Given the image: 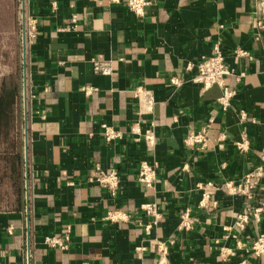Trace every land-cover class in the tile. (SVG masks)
<instances>
[{
	"label": "crops",
	"instance_id": "0c3cea01",
	"mask_svg": "<svg viewBox=\"0 0 264 264\" xmlns=\"http://www.w3.org/2000/svg\"><path fill=\"white\" fill-rule=\"evenodd\" d=\"M126 1L0 0V40H23V19L36 22L22 63L2 79L18 90L10 136L18 120L20 129L18 145H0L7 158L0 165V264H158L160 243L169 264H264V254L237 246L264 233V174L251 202L261 210L242 230L243 198L223 188L264 169V21L256 24V0H148L142 14ZM216 43L230 69L225 85L235 92L227 110L216 100L220 87L204 88L185 71ZM93 61L107 63L110 73H94ZM173 75L184 81L180 87L169 82ZM85 85L95 90L85 95ZM137 87L152 92L150 113L141 111ZM211 118L206 144L186 145ZM103 123L120 137L105 140ZM136 123L141 132L152 126L153 145L135 139ZM242 138L245 150L236 145ZM142 160L156 166L150 189L137 180ZM98 171L117 172L114 194L92 180ZM208 182L214 187L200 205L199 187ZM144 203L160 213L155 224ZM185 208L193 219L188 230L178 227ZM108 212L126 217L107 219ZM67 230L66 250L44 243L45 235Z\"/></svg>",
	"mask_w": 264,
	"mask_h": 264
},
{
	"label": "built area",
	"instance_id": "2783aa9c",
	"mask_svg": "<svg viewBox=\"0 0 264 264\" xmlns=\"http://www.w3.org/2000/svg\"><path fill=\"white\" fill-rule=\"evenodd\" d=\"M113 2H118L119 0H110ZM149 3L148 0H127L126 4L130 10H132L136 14H142L143 8ZM255 20L256 24L260 27H263L264 21V0H256L255 6ZM24 32L25 39L26 37L34 38L36 32V22L34 17L28 16L24 18ZM238 55L247 54L246 51L239 50L237 51ZM93 72L100 73L103 75H107L110 73L111 68L107 63H102L99 61H93ZM186 72H192L190 80L194 83L201 84L204 88L211 87L216 85L221 88L222 93L216 99L219 103L222 110H227L231 104V98L234 96L235 92L230 90L225 85V77L230 73V69L226 64L224 54L221 51L219 43L214 44L212 53L208 56H202L196 62H188L185 65ZM169 82L175 86L180 87L183 84V80L180 77L175 75L169 77ZM82 92L85 95H90L95 87L91 85H85L81 88ZM134 95L139 100L140 109L143 113H150L153 109L154 98L152 92L143 87H137L134 90ZM246 117V112L241 111V118L244 119ZM213 122V119H209V122L205 127H203L198 132L189 133L184 142L186 145H201L204 146L207 140L208 128L210 124ZM138 124H134L131 127V131L137 135L135 137L136 140L143 139L149 145H153L155 143V134L152 126L145 129L143 132L140 131V128L137 126ZM102 135L107 141H111L117 137H120V131L116 130L112 126L103 123L101 125ZM236 145L239 149L245 150L248 147V141L245 138L236 141ZM262 160L264 163V155L262 156ZM264 174L263 165L256 166L246 173L242 175L236 181H226L223 185L224 190L232 195H238L243 198V210L238 213L236 219V225L239 230L245 228L246 224L249 222L250 214L254 215L255 218L258 217V212L261 210V207L253 208L251 202L255 198L256 190L260 184V180ZM156 176V166L149 164L147 161L142 160L139 164V170L137 175L138 182L146 189H150L153 186V182ZM93 181L98 182L102 186L109 189L111 194H114V191L118 185L119 179L118 174L115 171H110L108 173L98 171L96 175L92 179ZM209 188H213V184L208 182L205 187L200 186L201 190V200L199 202L200 205H205L206 200H208L210 196ZM262 202V199H261ZM260 202V203H261ZM141 207L145 210L146 213L153 215L154 220L153 224L159 221L160 213L157 212L156 207L153 203H144ZM118 212H108L107 219L115 220L125 218L126 215L124 213ZM117 214V215H116ZM179 229L188 230L193 226V219L191 217L190 209L185 208L179 213ZM11 229V227H10ZM151 229V224L148 223L145 226V230L149 232ZM44 243L50 247H60L61 249L68 248V230L62 237H58L55 235H45ZM238 248L242 249L244 247H248L250 253L255 256H261L264 254V233H260L254 241L250 243L249 246L246 243L238 241ZM158 264H169L166 258L167 255V246L164 243L158 244ZM83 264H89L88 262H84ZM240 264H244L242 261Z\"/></svg>",
	"mask_w": 264,
	"mask_h": 264
},
{
	"label": "trees",
	"instance_id": "16d2710c",
	"mask_svg": "<svg viewBox=\"0 0 264 264\" xmlns=\"http://www.w3.org/2000/svg\"><path fill=\"white\" fill-rule=\"evenodd\" d=\"M16 85V84H15ZM7 86L5 82L3 81L1 83V89H0V145L5 144L7 142L8 144L18 145L19 144V120H18V126L16 127L18 130L12 137L10 136V127H11V118L14 116V118L17 116V119L19 117L17 113V109L19 107V98L17 86ZM15 130V128H14ZM7 158H6V152L2 151L0 153V165L5 164ZM19 160V153L18 155H11L9 158L10 162H18Z\"/></svg>",
	"mask_w": 264,
	"mask_h": 264
},
{
	"label": "rangeland",
	"instance_id": "374dc122",
	"mask_svg": "<svg viewBox=\"0 0 264 264\" xmlns=\"http://www.w3.org/2000/svg\"><path fill=\"white\" fill-rule=\"evenodd\" d=\"M20 5V0H19ZM20 10L18 14L19 19V29H21V18H20ZM3 24V23H2ZM23 27H24V19H23ZM3 30V26L0 24V31ZM22 39L19 37L16 41H14V44H8L5 40H0V89H1V83L3 82V75H6V71L9 66L11 65H20L22 63ZM15 46L14 53L12 54H6V47H12ZM3 76V77H2ZM2 77V78H1ZM5 190V186L1 187V190Z\"/></svg>",
	"mask_w": 264,
	"mask_h": 264
},
{
	"label": "water",
	"instance_id": "95a60500",
	"mask_svg": "<svg viewBox=\"0 0 264 264\" xmlns=\"http://www.w3.org/2000/svg\"><path fill=\"white\" fill-rule=\"evenodd\" d=\"M22 43H23V47L25 46V32H24V27H23V40H22Z\"/></svg>",
	"mask_w": 264,
	"mask_h": 264
}]
</instances>
